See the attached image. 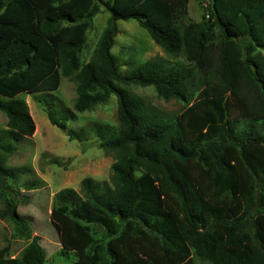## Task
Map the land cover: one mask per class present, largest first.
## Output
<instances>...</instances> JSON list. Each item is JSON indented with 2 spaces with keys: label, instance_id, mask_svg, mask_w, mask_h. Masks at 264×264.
<instances>
[{
  "label": "trees",
  "instance_id": "trees-1",
  "mask_svg": "<svg viewBox=\"0 0 264 264\" xmlns=\"http://www.w3.org/2000/svg\"><path fill=\"white\" fill-rule=\"evenodd\" d=\"M188 1L0 0V188L13 190L10 181L33 172L6 164L36 129L21 94L41 93L61 130L76 116L51 93L62 77L75 82L76 112L116 96L117 126L67 132L78 140L95 132L114 159L109 180L85 177L78 190L53 195L49 221L61 253L73 251L76 264H264V0H207L199 21L188 19ZM101 5L110 16L81 64ZM131 19L184 62L148 58L121 71L111 52L116 21ZM130 85L151 86L185 107L163 116ZM0 196V218L28 240L17 256L1 247L0 264H45L29 217L9 191Z\"/></svg>",
  "mask_w": 264,
  "mask_h": 264
},
{
  "label": "rangeland",
  "instance_id": "rangeland-1",
  "mask_svg": "<svg viewBox=\"0 0 264 264\" xmlns=\"http://www.w3.org/2000/svg\"><path fill=\"white\" fill-rule=\"evenodd\" d=\"M206 5L207 0H189L188 19L201 20ZM109 16L110 12L101 5L99 12L93 17L86 42L79 52L81 64L92 57ZM116 24L118 32L111 52L117 57L121 71L128 70L148 58L184 62L182 55L172 56L165 53L135 20H117ZM216 34L219 35L218 29ZM128 88L143 99L149 110L161 113L163 116H174L185 107L184 102L178 99H164L157 96L151 86L130 85ZM51 93L60 104L75 112V118L65 120L67 128L61 130L49 122L41 101V93L21 94L28 103L36 129L32 136L16 144V149L8 156L6 164L29 165L33 172L21 174L16 181H10L13 190L6 185H3L0 190L4 188L15 196L18 201L17 211L29 217L27 222L31 232L42 238L40 243L47 257L45 264H76L73 251L63 254L58 248L59 242L49 221L53 195L65 187L78 190L80 181L85 177L99 181L109 180L110 166L114 159L112 154L100 148L95 132H91L87 139L82 140L76 137L70 138L67 132L89 127L94 122L117 126V102L115 94L111 93L105 102L95 104L88 110L76 112L73 109L76 97L75 82L66 76L61 78L59 87ZM5 123L6 116L0 111V128L5 127ZM54 160L58 162H53ZM26 181L41 183L38 187L27 190L23 186ZM4 207L3 197L0 196V210ZM96 232V236L100 237L101 231L96 230ZM27 242L26 238L17 236L15 224L10 218H0V248L8 246L9 255L17 256ZM195 261L196 264H205L197 258Z\"/></svg>",
  "mask_w": 264,
  "mask_h": 264
},
{
  "label": "crops",
  "instance_id": "crops-1",
  "mask_svg": "<svg viewBox=\"0 0 264 264\" xmlns=\"http://www.w3.org/2000/svg\"><path fill=\"white\" fill-rule=\"evenodd\" d=\"M33 134H34V133H33ZM54 230H55V229H54ZM55 233H56V231H55ZM56 236H57V239H58V235H57V233H56ZM41 239H42V238H41ZM41 239H40V242L42 241ZM58 242H59V239H58ZM58 248H59V249L61 248L60 242H59ZM46 258H47V257H46Z\"/></svg>",
  "mask_w": 264,
  "mask_h": 264
},
{
  "label": "built area",
  "instance_id": "built-area-1",
  "mask_svg": "<svg viewBox=\"0 0 264 264\" xmlns=\"http://www.w3.org/2000/svg\"><path fill=\"white\" fill-rule=\"evenodd\" d=\"M206 16H208V14H206Z\"/></svg>",
  "mask_w": 264,
  "mask_h": 264
}]
</instances>
